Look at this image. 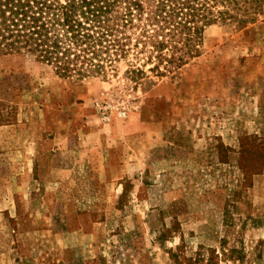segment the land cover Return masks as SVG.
<instances>
[{"label":"rangeland","instance_id":"1","mask_svg":"<svg viewBox=\"0 0 264 264\" xmlns=\"http://www.w3.org/2000/svg\"><path fill=\"white\" fill-rule=\"evenodd\" d=\"M125 70L0 54V264H264V18Z\"/></svg>","mask_w":264,"mask_h":264},{"label":"trees","instance_id":"2","mask_svg":"<svg viewBox=\"0 0 264 264\" xmlns=\"http://www.w3.org/2000/svg\"><path fill=\"white\" fill-rule=\"evenodd\" d=\"M264 18V0H0V54L64 77L178 75L203 55L206 30Z\"/></svg>","mask_w":264,"mask_h":264}]
</instances>
